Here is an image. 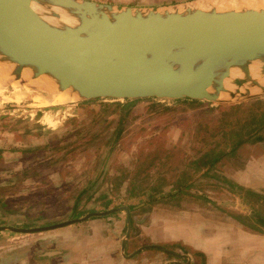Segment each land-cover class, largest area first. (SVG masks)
<instances>
[{"label": "rangeland", "instance_id": "374dc122", "mask_svg": "<svg viewBox=\"0 0 264 264\" xmlns=\"http://www.w3.org/2000/svg\"><path fill=\"white\" fill-rule=\"evenodd\" d=\"M99 1L157 5L188 0ZM259 2L255 5L264 6ZM6 61L0 68L15 65ZM38 78L45 82L42 87L55 86L48 77ZM64 90L0 84V224L37 226L116 207L70 223H85L86 229L92 223L118 225L117 238L110 232L106 236L116 242L114 252L122 234L127 237L123 251L166 244L154 252H188V257L191 248L181 238L170 237L162 228L165 223L187 218L190 230L201 229V234L215 225L224 229L233 219L261 228L257 218L264 217V185L240 184L231 177L244 161L253 165L264 158V94L226 95L218 101L158 97L63 101ZM256 135L261 137L253 139ZM241 137L247 140L236 143ZM150 192L155 198H148ZM62 226L34 232L0 229V239L19 244L10 253L37 259L43 252L28 246L37 241V246L46 247L67 239V226ZM75 227L73 232L80 229ZM143 254H134L132 262Z\"/></svg>", "mask_w": 264, "mask_h": 264}, {"label": "water", "instance_id": "95a60500", "mask_svg": "<svg viewBox=\"0 0 264 264\" xmlns=\"http://www.w3.org/2000/svg\"><path fill=\"white\" fill-rule=\"evenodd\" d=\"M31 2L45 6L51 17L59 16L54 7L62 8L74 22H50L32 8ZM254 59L259 60L264 76V6L202 9L191 5L190 0L157 5L0 0V61L15 63L9 69L8 81L38 89L32 80L48 77L56 90L75 92L74 99L218 101L222 91L248 98L264 94V80L258 81L248 70ZM23 66L31 69L20 76ZM232 66L238 67L241 75L229 78L230 89L224 86V79ZM120 207L128 210L126 205ZM115 208L37 226L0 224V229L40 231Z\"/></svg>", "mask_w": 264, "mask_h": 264}, {"label": "crops", "instance_id": "0c3cea01", "mask_svg": "<svg viewBox=\"0 0 264 264\" xmlns=\"http://www.w3.org/2000/svg\"><path fill=\"white\" fill-rule=\"evenodd\" d=\"M231 178L249 186L264 185V158L253 165L244 161ZM94 224L90 225V229H86L85 223H68L62 226H67L64 229L67 239L61 238L48 243L46 247L37 246V241L33 245L30 244L29 248L43 252L37 259L32 254L17 256L16 251L10 253V250L19 247V244L7 238L0 239V264H198L199 261L203 264H264L263 233L237 223L234 219L221 230L215 225L216 229H210L207 234H201L202 231L198 228L190 230L187 218L178 223H165L162 228L166 231L168 229L170 237L181 238V243L185 242L191 248L193 252L190 257L187 256L188 252H170L167 249H162L163 253L165 252L163 255L159 250L155 253L154 248H161L154 243L145 244L147 247L138 246L133 251H123L122 245L127 243V237L122 234L119 236V249L114 252L116 249L113 251L112 248L116 242L110 243L106 236H109L107 232H110L113 233L112 237L117 238L118 225L111 227ZM170 225L173 230L165 227ZM75 226L80 228L77 232H73L76 231ZM141 247L144 249H140ZM140 251L144 254L141 259L137 257L138 262L133 263L134 254ZM166 253L170 254L169 258Z\"/></svg>", "mask_w": 264, "mask_h": 264}, {"label": "bare ground", "instance_id": "6f19581e", "mask_svg": "<svg viewBox=\"0 0 264 264\" xmlns=\"http://www.w3.org/2000/svg\"><path fill=\"white\" fill-rule=\"evenodd\" d=\"M259 1L264 2V0H199V1L191 3V5H193L194 7H200L202 9H209L211 7H214L216 9H224L226 7H231V6H236V5H238L236 7H241L242 5L246 6L247 4L252 5V3L255 5L256 2H259ZM31 6L36 11H38V13H40L44 18H46V20H48L50 22H53V23H61V22L73 23L74 22L73 17L71 15H69L62 8L54 7L58 10L59 16L58 17H51L46 13L45 6H43L42 4L36 3V2H31ZM180 7L181 6L179 5V8ZM1 62H3V61H0V63ZM6 62H8V61H6ZM8 63L12 64L11 61H9ZM12 67H13V65L5 64L2 66V68H0V78L2 80V81H0V84L4 85V83H6V84L8 83V79L11 78V76L9 75V73H10L9 69H11ZM258 67H259V60H257V59L251 60L250 63L248 64V70H249L250 76L254 77L255 79H257L258 81L261 82L262 80H264V76L262 75V73H260ZM29 71H30L29 68H25V69L21 68L20 76L27 75L29 73ZM240 75H241V71L238 69V67L232 66L230 68V71H229V77L224 79V86L231 89L233 87V85L229 81V78L233 77V76H240ZM8 77H10V78H8ZM10 84L13 87H16L18 85V82H17V80H13L10 82ZM32 84L34 86H36L37 88H40V89L52 88V89L56 90L55 86L54 87H42L45 84V82H44V80H41L38 77H36L32 80ZM38 86H41V87H38ZM237 89L242 90L243 87L238 86ZM56 91L58 93L63 92L62 90H60V91L56 90ZM228 94H229V92H227V91L219 92V96L221 95V97H224L226 95L228 96ZM229 96H231V95L229 94ZM62 97H63V99H62L63 101L72 100V99L76 98V93L67 88L64 90V94L62 95Z\"/></svg>", "mask_w": 264, "mask_h": 264}, {"label": "trees", "instance_id": "16d2710c", "mask_svg": "<svg viewBox=\"0 0 264 264\" xmlns=\"http://www.w3.org/2000/svg\"><path fill=\"white\" fill-rule=\"evenodd\" d=\"M107 98H108V97H107ZM120 128H121V126H120V123H119V126L116 128V132H115V135H114L113 138L117 137ZM260 137H261V135H256L253 139H258V138H260ZM244 140H247V138H245V137H241V138H239V139L237 140L236 143H239V142L244 141ZM215 157L217 158V155H215ZM215 157H214V159H216ZM157 189H158V187H157ZM80 191H82V190H80ZM168 193H169V192H168ZM169 194H170V195H175V194H173V193H169ZM148 198H149V199H151V198H155L153 192H150V193L148 194ZM257 220L259 221V223H260V225H261V228H258V227H256L255 225H250V224H247V226H248L249 228H251L252 230H255V231H258V232L264 234V217H259V218H257ZM26 225H27V224H22V226H26ZM171 244H174V242H172ZM158 245H159V244H158ZM158 245H157V246H158ZM159 247H160V248H161V247L164 248V247H167V245H166V244H161V245H159ZM170 252H171V251H170Z\"/></svg>", "mask_w": 264, "mask_h": 264}]
</instances>
